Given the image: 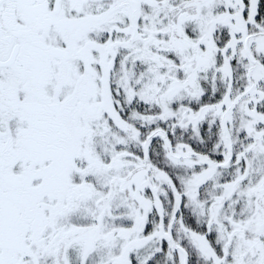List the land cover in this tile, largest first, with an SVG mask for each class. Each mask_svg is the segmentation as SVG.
<instances>
[{"label": "snow or ice", "instance_id": "snow-or-ice-1", "mask_svg": "<svg viewBox=\"0 0 264 264\" xmlns=\"http://www.w3.org/2000/svg\"><path fill=\"white\" fill-rule=\"evenodd\" d=\"M0 264H264V0H0Z\"/></svg>", "mask_w": 264, "mask_h": 264}]
</instances>
